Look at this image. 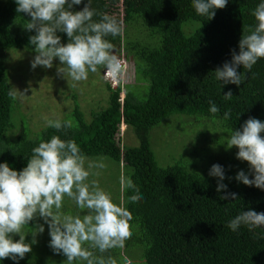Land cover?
I'll return each mask as SVG.
<instances>
[{"label":"trees","instance_id":"1","mask_svg":"<svg viewBox=\"0 0 264 264\" xmlns=\"http://www.w3.org/2000/svg\"><path fill=\"white\" fill-rule=\"evenodd\" d=\"M260 2L228 0L226 7L217 9L209 20L196 14L192 0H92L91 7L98 13L122 22V34L106 39L113 44L115 56L122 54L131 59L135 83L114 88L108 82L107 106L93 113L90 121L84 120L74 103L71 128L57 131L45 127L31 137L26 128L16 133L11 124L17 101L8 95L12 86L7 55L11 51L35 53L29 37L36 33L24 29L30 17L15 11L14 0H0V163L7 162L20 171L41 141L53 135L75 140L88 158L103 156L116 163L143 197L131 203L128 196L132 192L124 193V207L132 215V235L124 247L131 264L132 260L134 264H264V227L253 231L246 226L237 231L227 227L242 211L264 212V190L235 179L241 170L249 173L250 167L247 162L233 160L232 153L237 154L238 149L225 147L214 153L217 157H213V165L223 167L227 191L238 197L236 201L220 200L224 192L217 193V178L202 168L184 161L159 167L148 137L153 127L173 114L213 119L218 135L226 139L223 146L233 130H241L250 117L264 122V59L258 60L251 71L240 66L238 72L243 75L239 86L224 85L214 73L225 62H231L233 50L239 53L241 36L257 23L252 12ZM85 4L87 0H82L71 11H81ZM143 24L157 26L152 53L143 48ZM57 35L62 43L68 42L65 33ZM229 90L233 97L225 100L223 95ZM210 102L220 109L215 116L209 112ZM229 109L231 116L225 120L223 114ZM122 127L126 133L133 130L138 146L121 143ZM111 252L105 256L125 264L119 249ZM29 259L26 256L19 264H30ZM0 264L16 262L4 259Z\"/></svg>","mask_w":264,"mask_h":264},{"label":"clouds","instance_id":"2","mask_svg":"<svg viewBox=\"0 0 264 264\" xmlns=\"http://www.w3.org/2000/svg\"><path fill=\"white\" fill-rule=\"evenodd\" d=\"M15 11L24 13L30 20L25 30L36 34L29 37L34 46L35 56L31 68L37 66L47 69L53 67L58 59L60 66L57 75L77 83L88 79L89 73L100 68L117 77L126 71V63L117 59L113 53V44L106 39L119 36L123 32V24L114 16L98 13L91 7L92 0L81 11H71L73 6L80 5L82 0H14ZM228 0H192V7L197 15L207 16L209 20L216 15L217 9H224ZM256 25L249 33L242 35L239 41V53L232 51L231 62H225L217 68L215 79L224 85H241L243 73L238 72L240 66L251 71L258 60L264 59V0L252 12ZM99 16V19L94 17ZM58 32L65 33L68 42H61ZM120 63V66H119ZM106 78L111 75L104 73ZM114 81H117L114 80ZM111 83V82H110ZM115 86L116 85L115 82ZM27 91V90H25ZM25 96L15 88H10L8 95L16 99L17 95ZM225 100L233 97L231 90L223 95ZM220 109L210 102L209 112L215 116ZM231 110L225 111L223 118L228 120ZM46 126L60 131L73 126L71 119H49L45 117ZM264 122L249 118L241 130H233L227 137V149H238L236 159L247 162L249 173L243 170L235 176L236 181L245 186H254L264 190ZM87 162V168L85 167ZM106 165L94 162L85 156L75 140H62L53 135L48 141H41L32 149L27 165L20 171L13 170L7 162L0 163V260L11 259L19 264V260L32 251L36 243V235L44 232L43 225H36L31 243H26L22 229L37 217L48 225L49 247L55 254L66 257L63 264H117L111 255L105 256L113 249H123L131 238V212L113 202L111 195L102 189L97 180H90L92 169H103ZM209 176L217 178V193L220 200H238L236 193L227 191L224 169L214 164ZM252 177L251 179L249 177ZM231 179V178H230ZM120 192L131 191L128 201L138 203L142 195L133 180L123 172L119 176ZM67 197L86 214L72 215L62 211L64 199ZM246 226L249 231L264 227V212L258 213L249 209L232 218L227 227L237 231ZM19 240H13V236ZM99 252L101 255H96ZM125 264L131 261L124 257Z\"/></svg>","mask_w":264,"mask_h":264},{"label":"rangeland","instance_id":"3","mask_svg":"<svg viewBox=\"0 0 264 264\" xmlns=\"http://www.w3.org/2000/svg\"><path fill=\"white\" fill-rule=\"evenodd\" d=\"M156 32V24H143L141 26L143 48L148 53L153 52ZM34 56L35 53L27 51H11L7 55L10 84L12 88L25 95H17L16 113L14 109L11 113V124L17 130L16 133L21 128H26L27 131L29 130V136L33 137L40 129L47 127L45 117L69 120L72 117L71 112L74 103L78 105L84 120L90 121L93 113H97V111L105 109L107 106L106 84L108 82H111L110 86L114 88L117 87L115 82L116 85L120 84L122 86L135 83L133 63L131 59L128 60L122 54L116 57L117 59L121 58L119 60L126 63L127 68L123 74L117 77V74L112 75L109 72L107 75H111V79H108L104 74L106 69H98L95 73L90 72L88 79L77 83L75 87L72 86L73 82L57 75V68L60 66L58 59L53 61L51 69L37 66L33 70L31 61ZM116 79L117 81H114ZM112 82H114L113 86ZM123 97L121 93L120 98ZM214 125L215 121L208 117L185 116L183 114L170 115L168 119L153 127L148 133L149 147L157 165L165 168L184 161L192 167L202 168L203 171L209 172L213 165V157H217V154L214 155L216 149L226 147L223 146L226 139L218 135ZM124 129L125 127L121 128V143L126 144V146H138L133 130L130 129L126 133L123 131ZM10 132L11 130H8V133ZM125 133L126 136H124ZM236 155V153H232L233 160L238 162L240 160L236 159ZM89 160L94 162L102 160L106 165L103 169H92L93 173L99 172L100 174L98 176L92 175L89 179L97 180L100 187L111 195L113 202L117 205H120L123 200L124 206V193L120 192L119 186V176L123 171L116 163L103 156L89 158ZM85 167L87 168V162ZM62 211L72 215L86 214V210L78 209L74 202L67 197L64 199ZM36 225H43L44 232L36 235V243L32 244V251L25 255V257H31L29 263L34 264L38 261L42 264H63L66 257L62 254H55L49 247L48 225L44 223L42 218L37 217L30 225H26L22 229V234L26 236V243L32 242L33 228ZM13 240L14 242L18 241L19 236H13ZM111 251L108 254H111ZM119 253L122 257H127L131 261L124 252V248L119 249ZM96 255L101 254L96 252ZM80 263L82 264V262H76V264ZM132 264H134L133 260Z\"/></svg>","mask_w":264,"mask_h":264},{"label":"built area","instance_id":"4","mask_svg":"<svg viewBox=\"0 0 264 264\" xmlns=\"http://www.w3.org/2000/svg\"><path fill=\"white\" fill-rule=\"evenodd\" d=\"M119 66H120V63H119ZM105 73L107 74V73H109V72H107V71H105ZM114 85V82H112V86Z\"/></svg>","mask_w":264,"mask_h":264}]
</instances>
